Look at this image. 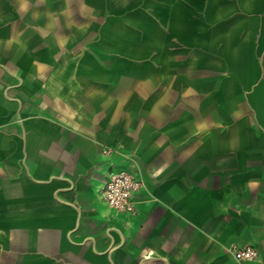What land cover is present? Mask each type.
I'll return each mask as SVG.
<instances>
[{
    "label": "crops",
    "instance_id": "1",
    "mask_svg": "<svg viewBox=\"0 0 264 264\" xmlns=\"http://www.w3.org/2000/svg\"><path fill=\"white\" fill-rule=\"evenodd\" d=\"M121 169L132 216L100 204ZM233 245L264 262V0H0V264Z\"/></svg>",
    "mask_w": 264,
    "mask_h": 264
},
{
    "label": "built area",
    "instance_id": "2",
    "mask_svg": "<svg viewBox=\"0 0 264 264\" xmlns=\"http://www.w3.org/2000/svg\"><path fill=\"white\" fill-rule=\"evenodd\" d=\"M106 153H109L106 151ZM143 187L139 176L130 173L127 169L118 172H110L99 190L100 204L108 211L124 216H132L136 211V195ZM233 258L242 264L258 262L257 250L244 245L230 247ZM264 264V262L260 263Z\"/></svg>",
    "mask_w": 264,
    "mask_h": 264
}]
</instances>
